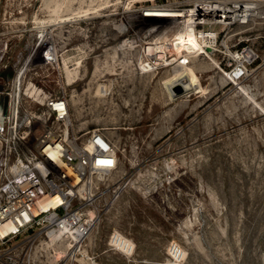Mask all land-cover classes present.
<instances>
[{"label":"rangeland","instance_id":"1","mask_svg":"<svg viewBox=\"0 0 264 264\" xmlns=\"http://www.w3.org/2000/svg\"><path fill=\"white\" fill-rule=\"evenodd\" d=\"M201 1L0 0V61L33 47L68 49L75 124L114 139L120 165L108 183L134 178L116 203L98 201L71 257L59 243L41 255L44 239L23 235L0 247V264H264V0H206L230 10L252 3L255 14L224 29L209 56L188 52L198 93L169 99L164 83L184 58L175 49L171 62L146 55L158 40L145 11ZM56 70L40 73L52 92Z\"/></svg>","mask_w":264,"mask_h":264},{"label":"built area","instance_id":"2","mask_svg":"<svg viewBox=\"0 0 264 264\" xmlns=\"http://www.w3.org/2000/svg\"><path fill=\"white\" fill-rule=\"evenodd\" d=\"M214 5L222 7L219 1L206 0L189 9L155 7L187 15L188 10H203L191 22L190 14L155 20L154 29L148 30L158 40L153 45L170 49L162 62L176 59L169 60L171 53L190 33L197 37V47H210L206 49L208 53H203L206 56L224 45L223 30L240 22L241 16L228 22L225 14L218 15L214 22L206 23L205 18L212 14L204 8ZM239 5L233 10L222 8L232 13ZM63 49L33 47L21 57L0 61V84L4 87L0 94L7 97L6 114L0 112V247L26 235L34 241L44 239L39 242L41 255L50 245L59 243L56 250L71 257L96 222L98 201L105 196L106 206L116 203L134 178L126 173L108 183V178L116 177L120 165L114 139L100 129L75 124L72 96L66 90L77 78L71 83L66 78L68 65L64 57L68 49ZM1 51L6 53L8 47ZM195 53L202 55L197 50ZM54 66L57 92L50 91L40 77L43 69ZM8 67L13 75L4 79L1 73ZM51 233L58 236L55 241L51 240ZM49 258L53 256L49 254Z\"/></svg>","mask_w":264,"mask_h":264},{"label":"bare ground","instance_id":"3","mask_svg":"<svg viewBox=\"0 0 264 264\" xmlns=\"http://www.w3.org/2000/svg\"><path fill=\"white\" fill-rule=\"evenodd\" d=\"M200 8H204V6L200 7ZM255 8V5L252 3L249 4H244V5H240L238 6V9L234 12H229V10L220 7L219 5H214L211 7H207L204 8L206 10V12H211L212 15L207 16L205 18V22L206 23H212L215 21V19L217 18V16H222L223 14H225V17L229 20L236 18L237 16H241L242 18H247V16L251 15V13L255 14V10L253 12L250 13V11H252V9ZM201 11H203L202 9L196 8L195 10H188L186 12H188L190 14L189 18V22L192 21L193 16L195 14H199L202 15ZM148 14H143L144 18H146V20L148 21H155L157 19H172L171 17H177L176 19H179L180 17H187L188 15L182 14L180 13V11H172L170 8H165V9H157V8H150L147 11ZM230 22V21H228ZM120 30L121 32H125V27L120 26ZM123 46H127V42L125 41L123 44ZM198 46V41H197V37H195L194 35H192L191 33L188 35V37L186 38L185 42H183L182 44H178L175 47V50L177 51V55L181 56V58H184L182 61L180 59H177L176 61V75L167 80L164 84H165V89L167 92V95L169 97V99L173 100L174 97H179V96H183L186 94H195L198 93L200 91V88L198 87L195 79L193 78V76L190 73V69L188 68V66L185 64L186 62V56H188V52L191 50H197L200 54H203L204 52H206L207 48L209 49L210 47H207L206 49L204 47H197ZM118 49L120 50H124V47H119ZM166 49V48H165ZM159 50V52H158ZM170 51V49H169ZM159 53V54H158ZM176 54V52H175ZM146 55L147 56H152L154 57V59H159L161 62L162 60L166 57L167 55V51H165L163 49V47H155L154 45H149L146 48ZM177 57V56H176ZM175 57V58H176ZM242 57V56H241ZM250 57L249 53H245L243 56V59H248ZM166 61H168V59H166ZM174 61V60H173ZM172 64V63H171ZM180 83H182V85L179 84H175L176 80L178 82V80H180ZM175 81V82H174ZM188 86L185 88V86L183 85H187ZM106 89L105 86H99L97 93L100 95H105L106 94ZM91 215H93V213H91ZM52 240H55L58 236L54 235L53 233L49 234ZM120 245H122L123 247H125V241H122V239L119 240L118 242ZM129 249V248H128ZM175 253V252H174Z\"/></svg>","mask_w":264,"mask_h":264},{"label":"water","instance_id":"4","mask_svg":"<svg viewBox=\"0 0 264 264\" xmlns=\"http://www.w3.org/2000/svg\"><path fill=\"white\" fill-rule=\"evenodd\" d=\"M13 75V71L10 67L6 68L2 73L1 77L4 79H10ZM3 85L0 84V93L3 92ZM7 110V97L0 94V112L6 114Z\"/></svg>","mask_w":264,"mask_h":264},{"label":"crops","instance_id":"5","mask_svg":"<svg viewBox=\"0 0 264 264\" xmlns=\"http://www.w3.org/2000/svg\"><path fill=\"white\" fill-rule=\"evenodd\" d=\"M71 114H72V112H71ZM73 116V115H72Z\"/></svg>","mask_w":264,"mask_h":264}]
</instances>
